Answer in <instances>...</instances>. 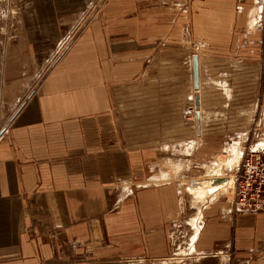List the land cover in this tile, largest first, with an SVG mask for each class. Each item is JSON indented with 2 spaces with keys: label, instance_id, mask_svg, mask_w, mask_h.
I'll list each match as a JSON object with an SVG mask.
<instances>
[{
  "label": "crops",
  "instance_id": "obj_1",
  "mask_svg": "<svg viewBox=\"0 0 264 264\" xmlns=\"http://www.w3.org/2000/svg\"><path fill=\"white\" fill-rule=\"evenodd\" d=\"M170 1L180 3L100 1L101 12L77 16L74 21L81 24L65 31L49 63L40 73L36 66L32 80L19 83L13 101L21 94V103L7 117L9 125L0 137V264H149L135 259L147 255L161 263L170 257L166 230L179 209L178 188L172 182H151L157 173L137 181L142 173L134 169L132 152L151 145L129 143L123 103L139 96V91H152L159 102L165 101L160 111L171 109L173 103L178 109L180 104L175 117L182 118V126H190L195 136L158 143L154 150L170 155L174 148L192 142L191 167L197 166L193 156L202 138L213 129L206 126L207 117L222 116L218 122L224 129L214 127L215 132L237 131L225 128L224 121L235 105L229 82V34L221 36V44L212 36L202 42L208 54L202 62L194 29V40L187 41L179 25L173 28L172 22H180L166 14ZM201 2L225 4L224 0ZM258 5L262 10L263 4L258 1ZM54 16L43 17L54 21ZM258 18L250 17L252 30ZM194 55L199 57L201 90L195 88ZM217 60H223L222 67H217ZM243 65L244 100L233 107L236 113L251 110L243 115L256 120L264 116V89L261 94L258 89L264 64L260 59ZM206 86H217L218 95H204ZM198 92L201 134L195 108ZM182 126L161 130L178 133ZM228 151L226 157L217 156L208 175L228 177L223 169L241 157L236 147ZM234 151L238 159L232 158ZM166 156L157 159V172ZM128 180L133 191L125 186ZM212 199L204 213L201 210L200 225H194L197 237L193 236L190 257L198 253L191 264H264V212L234 214L229 199L227 206Z\"/></svg>",
  "mask_w": 264,
  "mask_h": 264
},
{
  "label": "rangeland",
  "instance_id": "obj_2",
  "mask_svg": "<svg viewBox=\"0 0 264 264\" xmlns=\"http://www.w3.org/2000/svg\"><path fill=\"white\" fill-rule=\"evenodd\" d=\"M100 1L102 0H0V129L9 121L10 118L7 117L21 103L19 102L21 94L13 101L19 93V83L29 81L36 66L39 67L40 73L42 68L49 63L54 56L53 52L57 45L61 44L60 39L65 31L72 30L77 24H81V22L74 21L77 16L101 12ZM227 1H231V4H226ZM258 1L263 4L262 10H260ZM262 1L224 0L225 4L219 2L211 6L203 5L201 0L199 2L197 0H180L178 6L173 3L174 1H170L166 5L168 17L171 14L173 15L172 19H179L178 22L180 23L174 24L172 22L171 24L173 28H177L179 25V29L183 31V40H194L192 29L198 34L200 40L198 46L200 47L199 52L202 56V62L207 60L208 55L204 53L205 50L201 47V44L206 43L202 42L210 40L209 38L212 36L211 40H215L216 44H221V36L224 33L229 34L231 53H229L228 58L232 65L229 82L232 91L231 97L235 101L233 106H237L241 100H244L246 86L242 84V80L245 78L243 71H241L245 66L243 64L254 63L260 59L264 64V0ZM53 13L55 14L54 21H45L43 16L51 18ZM252 16L259 17L256 22L257 27L254 30L249 25V19ZM42 17L44 21H42ZM183 44L190 43L184 42ZM193 45L195 46V43ZM216 65L222 67L223 60L216 62ZM186 77L188 79L186 82L190 88L192 80L189 72H187ZM259 78L262 83V86L258 87L261 94L264 89V70H262V75ZM29 85H31V82H28L27 86ZM216 87L214 86L212 89L206 86L204 95H218ZM138 93L141 94L123 103V118L129 143H134L137 147L151 145L150 149L147 147L148 150L138 148L132 152L134 169L140 170L142 173L137 181L145 180L157 173L150 180L151 182L175 183L178 188L177 203L179 209L177 214L168 221L166 230V236L170 242V257L164 259L161 263L158 259L155 260L147 255L138 257L135 261L140 263L145 261L144 263L149 264L167 262L191 264L190 259H194V255L198 253L190 257V252H194L191 243L195 232L194 225H199V222L204 218V214L201 218V210L203 209L204 213L206 206L212 203L210 197L213 194L215 196L213 197L214 200H218L217 203H224L225 206H227L225 200L230 197V186L226 185L221 189L219 188L220 190H214L211 183L212 179H209L212 175H208L211 173V166L217 162V156L226 157L229 154L228 150L236 147L241 151V157L234 151L232 158L238 159L239 157L240 161L233 163L230 168L225 166L222 171L224 176L233 177L242 166L244 154L250 148L259 147V143H264V116H260L256 120L246 119L247 116L243 114H247L251 110L236 113L235 110L237 109L232 106L234 104L232 103L231 109L227 110L232 116L224 120L227 122L225 128L228 129L229 126L231 129L237 130L232 133H220V130L213 131L214 127L224 129L218 122L222 116L220 118L205 117L206 126L213 129L211 133L202 138V144L199 146L196 155L193 156L197 166L191 167L189 154L192 149H195L192 142L188 143L187 147L186 145L183 147L182 144V147L174 148L173 154L170 155L169 151L162 153L154 150V146L158 143H168L174 138L188 139L195 136L190 126L185 125V123L182 126V118L179 117V120H177L178 117H175L176 113L178 115L181 112L180 104L178 109H176V103H173L171 109H169L171 111H160V108L165 105V101L159 102L156 92L139 91ZM148 94H151V98L148 97ZM142 95L144 96L141 97ZM167 104L169 105V103ZM193 110L192 107L188 109L190 112ZM166 114L169 116H166ZM164 116L166 117L164 118ZM188 120L191 121V119L184 118V121L188 122ZM164 122H167L166 126ZM169 124L173 127L168 126ZM179 125L182 128L177 131L178 133H174V131L164 133L161 130H174ZM246 126L250 127L244 129ZM168 147L169 145H164L163 148ZM165 155L168 156L161 161L160 171L157 172L158 166L155 163L159 156ZM125 183L128 191H133L132 181L128 180ZM139 185H142V183H139ZM197 188H201L200 191H197L199 194L196 192ZM216 191L218 192L216 193ZM118 206H121V204H118ZM104 264H110V262Z\"/></svg>",
  "mask_w": 264,
  "mask_h": 264
},
{
  "label": "built area",
  "instance_id": "obj_3",
  "mask_svg": "<svg viewBox=\"0 0 264 264\" xmlns=\"http://www.w3.org/2000/svg\"><path fill=\"white\" fill-rule=\"evenodd\" d=\"M244 155L228 199L234 214L264 212V146L250 148Z\"/></svg>",
  "mask_w": 264,
  "mask_h": 264
},
{
  "label": "water",
  "instance_id": "obj_4",
  "mask_svg": "<svg viewBox=\"0 0 264 264\" xmlns=\"http://www.w3.org/2000/svg\"><path fill=\"white\" fill-rule=\"evenodd\" d=\"M193 70H194V83H195V88H196V90H199L200 89V85H199V81H200V65H199V57H198V55H194L193 56ZM195 103H196L195 108H196V118H197L198 134H201V118H202V114H201L200 93L199 92L196 94ZM23 104L24 103H22V105ZM9 121H10V119H9ZM9 121L7 123H5L1 127V129H0V137L6 131L7 126L9 125ZM215 181L216 182L217 181L220 182V181H222V178H216Z\"/></svg>",
  "mask_w": 264,
  "mask_h": 264
},
{
  "label": "bare ground",
  "instance_id": "obj_5",
  "mask_svg": "<svg viewBox=\"0 0 264 264\" xmlns=\"http://www.w3.org/2000/svg\"><path fill=\"white\" fill-rule=\"evenodd\" d=\"M200 77H201V76H200ZM199 85H201V82H200V81H199ZM200 87H201V86H200ZM199 90H201V88H200ZM262 145H264V143H259V144H258L259 147L262 146ZM259 147H257V148H259ZM233 177H234V176H233ZM233 177H231V176H228V177H217V176L214 177V176H212V177H210V178L208 177V178H209L210 180L212 179V182H211V183H212V185H213V188H214V190H217V189H219V188L221 189L223 186H226V185H227V186H230V187H233V184H234V179H233ZM216 178H222V181H220V182L217 181V182H216V181H215ZM199 183H200V182H199ZM223 183H224V184H223ZM199 187H200V186H199ZM200 189H201V188H197V189H196V192H197V191H200ZM220 189H219V190H220ZM211 190H212V189H211ZM219 190H218V191H219ZM203 191H204V190H203ZM203 191H202V192H203ZM197 193L199 194V192H197ZM195 194H196V193H195ZM196 195H197V194H196ZM196 197H197V196H196ZM197 198H199V197H197ZM201 198H202V197H201ZM199 199H200V198H199ZM211 199H212V198H211ZM212 200H213V199H212ZM201 214H202V213H201ZM202 215H203V214H202ZM201 218H202V216H201ZM202 219H203V218H202ZM201 221H202V220H201ZM201 221H200V222H201ZM200 222H199V225H200ZM195 224H196V223H195ZM199 229H200V228H199ZM196 232H197V231H196ZM194 236H196V235H194ZM193 239H194V238H193Z\"/></svg>",
  "mask_w": 264,
  "mask_h": 264
}]
</instances>
